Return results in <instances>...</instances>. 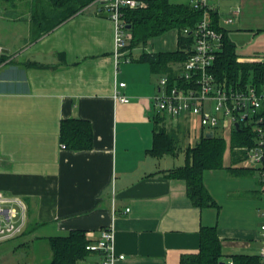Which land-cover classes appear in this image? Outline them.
<instances>
[{"label": "crops", "instance_id": "1", "mask_svg": "<svg viewBox=\"0 0 264 264\" xmlns=\"http://www.w3.org/2000/svg\"><path fill=\"white\" fill-rule=\"evenodd\" d=\"M210 2L238 60L263 58L264 0ZM228 17L234 21L225 24ZM29 33L17 52L0 44V191L22 200L14 206L25 219L21 234L0 240V264H51L52 250L39 260L37 242L50 246L51 237L72 230L96 242L112 226L115 251L123 255L116 264H181L199 251L205 226L215 228L226 264L235 254L259 255L264 183L258 169L240 164L241 151H227L228 144L224 165L204 171L212 204H195L186 180L168 175L198 141L183 144L191 115L174 120L158 111L154 96L169 73L141 56L177 51V28L127 44L118 58L113 21L90 3L38 38L32 27ZM181 65L168 63L174 74ZM117 91L130 101L117 100ZM66 118L89 121L90 149L62 141ZM161 127L176 134L178 148L159 157L151 149ZM99 261L93 252L80 264Z\"/></svg>", "mask_w": 264, "mask_h": 264}, {"label": "trees", "instance_id": "2", "mask_svg": "<svg viewBox=\"0 0 264 264\" xmlns=\"http://www.w3.org/2000/svg\"><path fill=\"white\" fill-rule=\"evenodd\" d=\"M54 11L47 13L36 11L33 13L32 35L38 38L49 32L57 25L78 13L93 0H47ZM51 9V8H50ZM214 26L223 32L222 47L211 72L219 83L231 86L253 84L259 89L264 87V61L242 62L238 60L235 43L229 38L228 29L219 23L217 13L212 10ZM202 12L195 10L187 3H174L170 0H145V5L129 10L126 14L128 29L133 33L131 46L145 43L149 38L159 36L166 31L177 28L179 30V49L169 53L144 52L143 60L155 67L164 69L168 77V88L184 87L185 79L171 72L168 67L170 61L185 62L193 52L194 30ZM127 24V25H128ZM187 30V31H186ZM5 57H0V63ZM175 133L167 132L164 128H157L154 146L151 153L163 156L175 153L178 138ZM186 148V162L183 166L170 169L168 175L182 178L187 182V191L193 202L203 206L212 204L211 197L203 182V173L207 169L219 168L224 165V155L228 146L227 139L222 135L207 136ZM62 141L66 146L76 149H90L93 145L92 126L89 121L79 118H66L61 122ZM253 135L244 127L235 129L231 133V145L251 146ZM245 152V151H243ZM240 154L244 155L242 152ZM243 168V167H242ZM52 260L51 264H80L81 261L93 253L86 249L91 243L84 230H72L67 235L53 236L49 239ZM221 241L214 227H203L201 230V245L197 253L184 255L181 264H221L224 262ZM234 264H263L257 254H235L231 256Z\"/></svg>", "mask_w": 264, "mask_h": 264}, {"label": "built area", "instance_id": "3", "mask_svg": "<svg viewBox=\"0 0 264 264\" xmlns=\"http://www.w3.org/2000/svg\"><path fill=\"white\" fill-rule=\"evenodd\" d=\"M191 6L202 12L194 30L193 52L182 63L179 76L187 81L184 87L168 88V77L161 79V89L154 96L155 105L160 113L169 114L174 120L195 114L199 117L200 125L204 129L215 132L239 130L244 127L253 137V144L246 147L247 156L259 170L264 183V87L259 89L253 84L231 86L219 83L211 72L222 47L223 32L214 26L210 0H191ZM90 5L100 7L115 25V55L121 57L127 46L126 14L145 5V0H93ZM239 9L234 10L238 15ZM234 21L233 17L225 19V24ZM187 31V30H186ZM127 59H130L128 56ZM259 61H264L259 58ZM124 86L125 83H121ZM115 98L128 102L130 98L119 91ZM253 129V130H252ZM65 147V145H62ZM14 203L23 205L21 199L11 197L0 191V240L10 239L22 233L24 227V213ZM263 222L260 226L262 245L259 256L264 264V210ZM86 249L100 254V261L96 264H116L123 258L118 255L114 246V229H102L101 236L96 242L87 244ZM229 264H234L233 260Z\"/></svg>", "mask_w": 264, "mask_h": 264}, {"label": "rangeland", "instance_id": "4", "mask_svg": "<svg viewBox=\"0 0 264 264\" xmlns=\"http://www.w3.org/2000/svg\"><path fill=\"white\" fill-rule=\"evenodd\" d=\"M170 1L175 3H180V2L189 3L191 0H170ZM51 10L54 11L52 9V5L47 0H0V44L8 46L11 49L12 53L17 52L22 46V44H24V39L28 36V34H30L29 31L32 26L31 18L33 13L38 11L42 13L44 12L47 15V13H51L50 12ZM127 35H128L127 44H130L133 39L132 31L127 30ZM191 121L192 122L190 127V135H188L187 140L183 142L184 145L199 141L203 136L202 134L204 133L206 134L207 132L210 131L209 129H204L200 125L199 117L197 115L191 114ZM215 130H216V135H222L227 139V142L229 144V149H227V151L232 150L234 152L235 150H238L241 151L246 156V159L243 160L242 162L240 161V164L255 167V164L247 156L246 146L232 147L231 136H229L230 134L226 132L223 133L222 132L223 130L221 129L218 130L215 129ZM18 218H20V216ZM37 243H36L37 246L35 245V250L38 249L40 245H43L42 248H39V250L41 251L39 255L40 257L39 260H47L51 251L48 242L44 241V242H39L38 244ZM23 251H26V249ZM224 260L226 261L227 259L224 258ZM84 264H90V263L85 262Z\"/></svg>", "mask_w": 264, "mask_h": 264}, {"label": "water", "instance_id": "5", "mask_svg": "<svg viewBox=\"0 0 264 264\" xmlns=\"http://www.w3.org/2000/svg\"><path fill=\"white\" fill-rule=\"evenodd\" d=\"M131 25H127L126 29H130ZM236 128L239 129V123H236ZM207 136H213V133H208ZM221 264H226L225 262H221Z\"/></svg>", "mask_w": 264, "mask_h": 264}]
</instances>
